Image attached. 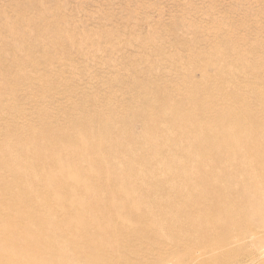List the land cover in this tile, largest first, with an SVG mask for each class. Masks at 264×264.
I'll list each match as a JSON object with an SVG mask.
<instances>
[{
	"label": "rangeland",
	"instance_id": "obj_1",
	"mask_svg": "<svg viewBox=\"0 0 264 264\" xmlns=\"http://www.w3.org/2000/svg\"><path fill=\"white\" fill-rule=\"evenodd\" d=\"M22 39H26L30 45L24 50L12 52L9 47L20 44ZM263 47L264 0H0V153L7 155L10 150L17 152L15 148L23 150L28 156L36 150L42 152L35 140L48 138L52 128L59 132L78 133L82 140L85 136L109 133L107 143L111 141L121 154L103 160L104 164H108L107 159H112L116 173L113 166L109 167L112 173H107L108 176L105 174L101 181L106 183L110 179L113 182L116 174L126 173L127 169L133 167L144 177V181L138 179L137 184L143 183L144 189L153 191L156 183H148L146 178L152 175L153 169L141 163L147 161L155 148L153 143L145 146V140L158 144L166 142L167 137L148 127L157 122L154 117L134 121L144 108L143 102L159 99L156 104L161 105L162 100L157 95L159 91L170 95L180 89L187 96L204 83L213 92H226L225 104L217 102V106L227 105L232 111L246 112L248 106L239 105L233 97L236 92L232 91L238 90L247 92L254 101L250 109L255 104V109L259 110L256 102L264 99V94L259 95L261 89L264 93ZM173 97L176 100L182 94ZM100 115L106 117L105 124L98 121ZM88 118L97 121L91 122ZM157 124L161 129L169 127L166 120H160ZM206 127L202 123V128ZM173 132L171 128L170 136ZM130 135L133 138H129ZM208 139L206 135L199 142L202 144ZM177 141L178 146L184 149L189 147L187 140ZM170 156L179 166L189 168L187 164L190 159L186 155H175L170 151ZM200 156V152L193 154V158ZM126 157L133 159L124 162ZM166 157L154 161L156 168H163V162L170 159ZM63 159L75 161L76 156ZM91 162L85 164L90 166L87 170L89 174L97 170ZM23 163L22 166L26 168L30 160ZM171 169L174 170L173 167ZM249 177L243 174L236 187L245 184ZM14 179L13 173L9 172L8 175L1 172L0 188ZM22 182L11 189L6 197L14 196L17 189L27 186L25 179ZM188 185L200 189L196 185ZM96 188L93 184L90 191ZM77 197L86 198L83 194ZM252 197L253 194L235 197L232 211L238 215H251L255 207L247 203L244 207L243 204ZM138 198L139 202L146 199L145 196ZM4 204L0 200V210L8 211V205ZM224 209L211 210L206 207L199 212H191L190 216H214L215 220L222 219L219 222L222 226ZM75 213L70 215L71 220H80L79 214ZM169 213L173 215L175 212ZM122 214L121 218L129 219L126 212ZM97 217L98 220L103 219L99 215ZM5 219L10 220V215ZM184 220V217L179 218L180 222ZM70 221L64 226L67 230L74 227ZM215 224H204L196 233L202 237L213 235L211 241H214L218 238L215 236L223 233V228ZM156 225L159 231L167 232V224ZM234 232L230 230L225 233ZM52 233L53 230H45L42 236H56L61 243L62 236ZM120 235L117 234V239ZM166 235L172 236L169 233ZM76 236L79 237V234ZM159 240V244H152V240L141 241L133 236L131 240L121 242L115 250L109 247L106 251L111 254L110 259H115L118 264H159L161 259H170L168 264H178L176 258L182 259L186 248L204 249L200 244L199 247L193 244L182 248L181 244L171 243L167 236ZM211 241H205V244L209 245ZM69 243L70 240L63 239L61 244L67 246ZM104 246L109 244L104 242L96 247ZM224 249L218 247L214 254L205 252L204 258L209 260L215 255L220 256ZM58 250L53 248L52 251ZM67 255L70 257V253ZM50 260L53 261V258L44 261Z\"/></svg>",
	"mask_w": 264,
	"mask_h": 264
},
{
	"label": "bare ground",
	"instance_id": "obj_2",
	"mask_svg": "<svg viewBox=\"0 0 264 264\" xmlns=\"http://www.w3.org/2000/svg\"><path fill=\"white\" fill-rule=\"evenodd\" d=\"M22 40L19 46L15 44L9 49L16 52L30 45L26 39ZM190 92L185 96L180 89L170 95L159 91L157 95L161 98L162 104H156L159 99L145 101L143 110L134 118V121L141 119L146 121L145 118L154 117L157 122L166 120L169 123V127L163 129L159 128L157 122L148 126L167 137L166 142L158 144L145 140V146L148 147L153 143L155 148V151L148 155L147 161L141 163L153 169L152 175L146 176L148 183H156V189L153 191L144 189L143 183L137 184L138 179L144 181V177L139 172H135L133 167L127 169L126 173L116 174L112 179L113 182H110V179L108 182L105 181L106 183L101 181L105 174L112 173L109 167L113 166V171L116 173V166L112 164V159L110 161L107 159L108 164H104L103 160L110 158L109 156L115 157L121 154L111 141L107 143L110 139L109 133L88 138L85 136L82 140L78 133L59 132L52 128L48 138L35 140L42 152L36 150L28 156L23 150L19 151L15 148L17 152L10 150L7 155L0 153V173L7 172L9 175L10 172L15 175L14 180L7 183L4 188H0V200H3L9 208L8 211L0 210V264H118L115 259H110L111 254L109 255L106 248L115 250L121 242L131 240L133 236L141 241L147 239L151 242L152 240V244H159V239L167 236L171 243L181 244L182 248L186 245L195 244L198 247L199 244L203 245L204 251L199 248L197 250L186 248L182 259L175 253L178 264L264 263V99L256 102L260 106L259 110L255 109V104H252L253 108L250 109L249 106L251 107L253 101L250 95L247 92L233 90L232 92H236L233 96L236 102L239 105L248 106L246 112L238 113L232 111L230 106H217V102L225 104L227 97L225 91L213 92L202 83ZM180 93L182 97L175 100L173 95L177 96ZM263 94L261 89L259 95ZM233 97L231 95L232 99ZM98 118H100L98 121H103V124L107 122L104 116ZM88 120L97 121L91 118ZM202 123L207 125L205 129L202 128ZM171 128L174 132L170 136ZM217 133L220 135H215ZM206 135L212 139L201 144L199 140ZM12 136L14 137V134ZM128 137L133 138L131 135ZM178 139L187 140L189 147L184 149L178 146ZM124 151L127 152L128 149ZM170 151L175 155H186L190 159L187 164L189 168L185 165L179 166L175 158L169 157ZM195 152H200V158H193ZM88 154L91 156L89 157ZM73 156H76L75 161L63 159ZM161 157H166L168 160L163 162V168H156L157 164L154 161ZM131 159L133 158L126 157L124 162ZM29 160L31 167L30 165L23 167L22 164H25L23 162ZM89 161H92L91 163L95 164L97 169L90 174L87 173L89 164L88 167L85 165ZM172 167L174 170L171 169ZM160 172L163 173L160 174ZM243 174L250 177L245 184L237 188L236 184L241 181ZM24 179L27 181V186L17 189L14 196L6 197L9 191L19 186ZM93 184L97 188L90 191ZM188 184L196 185L200 189L197 190V187L193 188ZM78 194H83L86 198L80 199L77 197ZM250 194L254 197L248 198L243 205L245 207L247 203L255 207L251 215H238L233 212L234 209L231 207L234 204V198ZM144 196L146 199L139 202L138 197L144 198ZM1 207L5 208L3 205ZM206 207L211 210L225 208L224 225L221 226L219 223L222 219L215 220L214 216L205 214L198 218L190 216L191 212L201 211ZM170 211L175 213L171 215ZM73 212H76V215L79 214L80 220H71L70 215ZM124 212L128 214V220L121 218ZM8 215L10 220L5 219ZM98 215L103 219L98 220ZM182 217L186 220L180 222L179 218ZM69 221L74 224V227L67 230L64 226ZM210 222L223 228V233L215 236L218 238L214 241H211L213 235L207 234L208 231L203 237L196 233L199 227ZM157 223L167 224V232L159 231ZM45 230H53V235L58 234L62 236V240L68 239L70 243L63 246L62 240L61 243L58 242L56 236L43 237L42 233ZM230 230L235 232L225 233ZM167 233L172 236L166 235ZM76 234H79V237ZM117 234H121L118 239ZM205 241L211 242L206 245ZM104 242L109 246L96 247ZM218 247H225L220 256L215 255L211 259L208 257L209 260L204 258L205 252L214 254ZM53 248H58L60 251L53 252ZM68 253L70 257H67ZM49 257L53 258V261H44ZM168 261L170 259L166 261L161 259L159 264H168Z\"/></svg>",
	"mask_w": 264,
	"mask_h": 264
}]
</instances>
